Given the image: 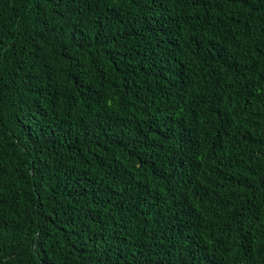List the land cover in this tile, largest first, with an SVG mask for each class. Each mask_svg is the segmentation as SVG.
Wrapping results in <instances>:
<instances>
[{"label": "trees", "instance_id": "obj_1", "mask_svg": "<svg viewBox=\"0 0 264 264\" xmlns=\"http://www.w3.org/2000/svg\"><path fill=\"white\" fill-rule=\"evenodd\" d=\"M0 264H264V0H0Z\"/></svg>", "mask_w": 264, "mask_h": 264}]
</instances>
